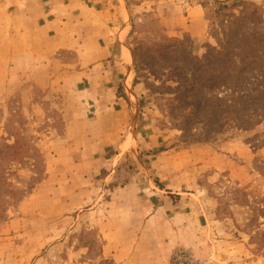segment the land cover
<instances>
[{
    "label": "rangeland",
    "instance_id": "1",
    "mask_svg": "<svg viewBox=\"0 0 264 264\" xmlns=\"http://www.w3.org/2000/svg\"><path fill=\"white\" fill-rule=\"evenodd\" d=\"M81 16L135 48L110 109ZM0 264H264V0H0Z\"/></svg>",
    "mask_w": 264,
    "mask_h": 264
},
{
    "label": "crops",
    "instance_id": "2",
    "mask_svg": "<svg viewBox=\"0 0 264 264\" xmlns=\"http://www.w3.org/2000/svg\"><path fill=\"white\" fill-rule=\"evenodd\" d=\"M87 8L89 11L91 10L88 4H87ZM92 8L95 9L94 7ZM190 9L192 11L199 13L198 15H200V12H199L200 10H198L197 5L190 6ZM118 10L120 9L118 8ZM105 11L109 12L108 7H104V12ZM87 14H83V17H87L91 15L89 13ZM81 18L82 16L79 18V21L81 23L82 29L79 30L78 32L79 41L75 43V45L79 49H81V52L84 55L86 54V52H83V50L85 49V43L88 44L90 41L91 43L93 42L92 46L95 47V52L97 53V56L95 57L92 54L93 57L91 56V58L93 59L89 60V62L87 63L97 64L101 66H98V68H96L95 70L93 67H92L93 70L90 69V66L87 67V69L83 67L80 68L79 66V69H78L79 64H75L77 66L76 67L77 71H75L74 73L75 74L74 80H76V77H81V80H82L80 84L76 85L77 86L76 91L79 90L78 92L79 94H81L85 90L84 94L88 97L87 98L82 97V98L86 99V104L88 106H92V107L96 106L95 104H93L92 99L89 98L90 95L92 97H97L99 99H102L101 104L103 106L105 105L106 101H109L110 99L114 100L115 98H117L116 96H120L123 93V86H122L123 83L121 82V85L119 83L117 84L118 80L116 78H118V73L119 75L123 73L122 72L123 68H127L128 70L131 63H128L124 59L123 54H122V49L125 45H124V40H123L124 36H121V31L111 32L110 31L111 29H110L108 32V30L106 29L104 30L100 29L99 31L100 36H101L100 38L101 41H100L98 40V37L95 36L94 27H92L91 29L90 25H88L90 24L89 19L84 20L82 18L81 20ZM109 18L111 20V16H109ZM71 20H72L71 22L74 21V19H71ZM115 20H116V17H115ZM84 23H87V24L84 25ZM94 23L97 24L98 26L109 28V24L105 23L104 21L102 22L101 19H98V18L94 19ZM114 25H115V21H114ZM122 29L125 30V27H123ZM96 40L99 43V45H96L95 43ZM87 59L83 58L82 60L78 62L79 63L86 62ZM125 83H126V80H125ZM105 106L107 109H110L108 104H106Z\"/></svg>",
    "mask_w": 264,
    "mask_h": 264
},
{
    "label": "trees",
    "instance_id": "3",
    "mask_svg": "<svg viewBox=\"0 0 264 264\" xmlns=\"http://www.w3.org/2000/svg\"><path fill=\"white\" fill-rule=\"evenodd\" d=\"M167 39H169V38H167ZM164 40L167 41L166 39H164ZM169 41H175V42H177V40H172V39H169ZM153 47H159V46L156 45V46H153ZM129 49L131 51L133 60H137V55L135 53V48H129ZM242 60H243V58L241 56H239L238 57V61L241 62ZM234 64L237 66L236 68H237L238 72L240 74H242L243 71H244V67H242L241 65L238 66L237 62H234ZM161 66L162 65H160L159 68ZM169 66L170 65H167V64L164 65V67H169ZM142 67L143 68L146 67V68L150 69L151 72H153V74H155V75L157 74V72L150 67V65L148 64V62L142 63ZM157 67H155V68L157 69ZM223 67H227V66H223ZM216 68L218 69V71L216 69V75H215V78L216 79L214 80V82H216L218 84L223 82L222 84H219L220 87L228 88L229 90L231 89V90H233L235 92L238 87H241L242 86L241 85L242 82H245V80L244 79H241L239 76H238V78L231 77L230 76L231 73H229V72H228V74L226 72V74H224V78H223V74L222 73H223V70H225V69H223L222 67H216ZM251 68H253V67H251ZM171 71L173 72L174 69L173 70H170V73H171ZM174 73H175V71H174ZM221 76H222V78H221ZM171 77H172V79L175 82H177L176 90L183 89L184 91H190V92H192L191 93V96L192 95H195L198 91H201L200 88L197 87L196 85H194V84H186L185 82H183L179 77L176 76V73H175L174 76L171 75ZM238 80H240L241 82L238 83L237 82ZM218 84H216V85H218ZM241 94H244V92H241ZM187 102H189V101L187 100ZM195 103H197L196 104L197 106L200 105V100L197 98V100L195 101ZM189 105H192V103L189 104ZM203 121L206 123V122H208V119L205 118V119H203Z\"/></svg>",
    "mask_w": 264,
    "mask_h": 264
},
{
    "label": "bare ground",
    "instance_id": "4",
    "mask_svg": "<svg viewBox=\"0 0 264 264\" xmlns=\"http://www.w3.org/2000/svg\"><path fill=\"white\" fill-rule=\"evenodd\" d=\"M123 14H124V17L125 18H128V13H127V10H126V8H124V12H123ZM121 36H123V33L121 32ZM122 54H123V57H124V59L128 62V63H131L132 62V55H131V52H130V50L127 48V47H123V49H122ZM130 75V74H129ZM129 75H128V77H127V79H126V83H127V81L129 80Z\"/></svg>",
    "mask_w": 264,
    "mask_h": 264
}]
</instances>
